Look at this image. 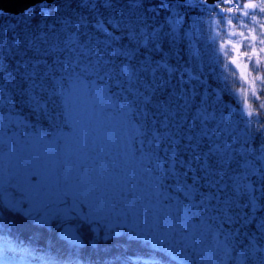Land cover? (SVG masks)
<instances>
[{"label":"snow or ice","instance_id":"snow-or-ice-1","mask_svg":"<svg viewBox=\"0 0 264 264\" xmlns=\"http://www.w3.org/2000/svg\"><path fill=\"white\" fill-rule=\"evenodd\" d=\"M0 264H264V0L0 13Z\"/></svg>","mask_w":264,"mask_h":264},{"label":"rangeland","instance_id":"rangeland-1","mask_svg":"<svg viewBox=\"0 0 264 264\" xmlns=\"http://www.w3.org/2000/svg\"><path fill=\"white\" fill-rule=\"evenodd\" d=\"M225 15H226V14H225ZM222 27H223V26H222ZM212 35H214V34H213V33H209V36H210V37H211ZM218 42H219V41L217 40L216 43L218 44ZM210 43H211V41H210ZM224 63H225V61H224L223 56H220V61H219V63L217 64V72H218L219 74H221L222 76H227V77H228V84H229V87H230V88H232V89H236V88H240V87H242L243 85H242V83H241V81H240V79H239V73L236 72L235 68H233L232 66H229V67H228V70L225 71L224 68H223ZM232 73H235V75H232ZM221 86H223V85L221 84ZM234 100H235L234 103H236V104L239 103L238 98L235 97V96H234ZM229 102H232V101L229 100Z\"/></svg>","mask_w":264,"mask_h":264},{"label":"water","instance_id":"water-1","mask_svg":"<svg viewBox=\"0 0 264 264\" xmlns=\"http://www.w3.org/2000/svg\"><path fill=\"white\" fill-rule=\"evenodd\" d=\"M36 0H0V10L18 14L27 6H31Z\"/></svg>","mask_w":264,"mask_h":264},{"label":"trees","instance_id":"trees-1","mask_svg":"<svg viewBox=\"0 0 264 264\" xmlns=\"http://www.w3.org/2000/svg\"><path fill=\"white\" fill-rule=\"evenodd\" d=\"M18 14H19V13H18ZM18 14H13V13H12V14H8V15L11 17V16H15V15H18ZM229 100L232 101V102H235V100H234V96L230 97ZM256 103H258V102H256Z\"/></svg>","mask_w":264,"mask_h":264},{"label":"built area","instance_id":"built-area-1","mask_svg":"<svg viewBox=\"0 0 264 264\" xmlns=\"http://www.w3.org/2000/svg\"><path fill=\"white\" fill-rule=\"evenodd\" d=\"M0 13H5V12H3V11H0Z\"/></svg>","mask_w":264,"mask_h":264}]
</instances>
